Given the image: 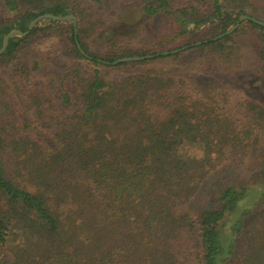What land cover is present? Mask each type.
Listing matches in <instances>:
<instances>
[{
  "label": "trees",
  "instance_id": "1",
  "mask_svg": "<svg viewBox=\"0 0 264 264\" xmlns=\"http://www.w3.org/2000/svg\"><path fill=\"white\" fill-rule=\"evenodd\" d=\"M131 4L142 21H173L182 44L145 52L132 31L99 43ZM0 9V48L39 15L76 21L74 34L70 20H42L0 55V244L20 239L2 264H264V99L236 88L233 108L224 87H254L247 59L264 82V27L243 20L213 39L240 16L264 22V0H0ZM245 34L248 52L235 41ZM177 60L186 76L148 68ZM124 66L139 70L101 75ZM193 72L207 77L203 89L222 87L194 90ZM240 157L246 177L221 186L214 208L185 209Z\"/></svg>",
  "mask_w": 264,
  "mask_h": 264
},
{
  "label": "rangeland",
  "instance_id": "2",
  "mask_svg": "<svg viewBox=\"0 0 264 264\" xmlns=\"http://www.w3.org/2000/svg\"><path fill=\"white\" fill-rule=\"evenodd\" d=\"M135 5H125L121 6L118 10L115 17H113L107 26L106 29L109 32V36L100 37L98 36L99 43H107L110 40L115 38L125 37L128 33L132 31L133 35L130 37V44L132 46H136L137 48L143 49L145 52H156L160 50H168L170 48L175 47L176 45L182 44L181 40L173 39L174 34L177 31L176 24L168 18L158 17L150 20H141L142 17L137 16L135 12ZM0 14L2 19L5 18L3 11L0 9ZM11 16V15H10ZM8 17V16H6ZM133 29L135 31L133 32ZM250 34L241 35L235 38V41L238 42V45L242 46L246 52L250 50V45L252 44V39ZM109 37V38H107ZM246 47V48H245ZM92 48L99 52V47L92 46ZM64 60L59 57L56 58V66L54 64V68L57 69L55 71H60L64 68ZM161 63V62H160ZM154 63L150 65L148 68L157 67L163 69L164 71H170L176 74H182L186 76L184 61L177 60L173 64L170 62L166 63ZM245 66L242 68V74L245 81L249 80L251 83L255 81L254 87H247L244 84L228 83L225 84L224 87L230 88V90L234 91L233 98L230 102V107L237 108L238 96L236 92V88L238 91H241L244 95H248L252 98L256 99H264V82L261 79H258V76L255 73V69L252 67V60L247 59L245 61ZM139 66H124L122 68H101L103 78L115 79L123 77L126 74L134 73ZM146 68V67H145ZM55 71H51L49 73H54ZM47 74V73H46ZM218 76H222L221 73L217 74ZM212 75V76H217ZM0 76L8 77L5 70L0 69ZM192 79H190V87L194 90L201 92L202 94H206V91L212 90L214 87H222V84L218 81L216 82V86L212 85L207 89H203L202 85H205L204 79L207 77H201L198 73L191 74ZM188 79V77H186ZM260 80V81H259ZM236 106V107H235ZM31 117V116H29ZM194 154H197V151L192 149ZM248 158L240 157L239 159H230L226 163L222 164V166L218 167L212 175L202 184L201 188L197 192L196 196L185 206V209L194 214H198L199 212L214 208L217 204V192L221 186L227 185L228 182H237L239 178H245L247 171ZM264 187V185H261ZM256 195V194H255ZM254 196V195H252ZM255 202L254 200L252 203ZM19 238H15V241L9 239L6 243L0 244V264L2 261H11V255L9 249L19 242Z\"/></svg>",
  "mask_w": 264,
  "mask_h": 264
},
{
  "label": "water",
  "instance_id": "3",
  "mask_svg": "<svg viewBox=\"0 0 264 264\" xmlns=\"http://www.w3.org/2000/svg\"><path fill=\"white\" fill-rule=\"evenodd\" d=\"M55 20V21H68L70 20L72 22V25L74 27V34H76V21H75V17L73 15H67V16H54L51 14H43V15H39L36 18H34L28 25L27 31L22 33L19 30H11L9 31L4 37H3V42H2V46L0 48V55L5 51L7 44H8V40L12 37L18 36V37H22L24 35H26L38 22L42 21V20ZM243 20H250L256 24H259L261 26L264 27V22L254 19V18H250L248 16H240L237 23L232 26L230 29H228L226 32H224L223 34H220L218 36H216L215 38H213L214 40L219 39L225 35L230 34L234 29H236L239 25V23ZM200 42H197L196 44H199ZM78 49L80 50L81 54H84L83 51L81 50L80 46L77 44ZM167 52H163L162 54H166ZM157 55V54H156ZM152 55H146V56H131V57H123V58H119L113 62H111V65H116L118 63H123V62H127V61H139L142 59H146V58H151Z\"/></svg>",
  "mask_w": 264,
  "mask_h": 264
}]
</instances>
